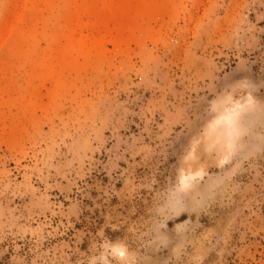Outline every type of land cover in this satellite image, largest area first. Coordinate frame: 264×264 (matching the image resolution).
<instances>
[{
	"label": "rangeland",
	"instance_id": "rangeland-1",
	"mask_svg": "<svg viewBox=\"0 0 264 264\" xmlns=\"http://www.w3.org/2000/svg\"><path fill=\"white\" fill-rule=\"evenodd\" d=\"M118 243L264 264V0H0V264Z\"/></svg>",
	"mask_w": 264,
	"mask_h": 264
},
{
	"label": "clouds",
	"instance_id": "clouds-1",
	"mask_svg": "<svg viewBox=\"0 0 264 264\" xmlns=\"http://www.w3.org/2000/svg\"><path fill=\"white\" fill-rule=\"evenodd\" d=\"M108 254L112 257L117 264H130L131 254L128 251V248L123 243H118L111 245L108 248ZM107 261V257H104Z\"/></svg>",
	"mask_w": 264,
	"mask_h": 264
}]
</instances>
